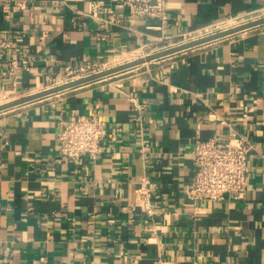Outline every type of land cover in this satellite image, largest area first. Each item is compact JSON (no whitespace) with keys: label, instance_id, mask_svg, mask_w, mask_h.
<instances>
[{"label":"crops","instance_id":"crops-1","mask_svg":"<svg viewBox=\"0 0 264 264\" xmlns=\"http://www.w3.org/2000/svg\"><path fill=\"white\" fill-rule=\"evenodd\" d=\"M16 1L0 0V37L16 45L0 51V103L53 87L68 66L113 68L264 9L166 0L162 27L112 0ZM10 59H28L15 86ZM94 112L101 156H60L61 126ZM238 136L255 146L245 197L192 200L195 142ZM144 177L152 215L136 193ZM0 264H264V24L1 112Z\"/></svg>","mask_w":264,"mask_h":264},{"label":"built area","instance_id":"built-area-1","mask_svg":"<svg viewBox=\"0 0 264 264\" xmlns=\"http://www.w3.org/2000/svg\"><path fill=\"white\" fill-rule=\"evenodd\" d=\"M112 2L126 6L130 19H159L162 27L168 24L166 0H112ZM16 4L21 10L28 6L24 0H18ZM101 23V28H104L108 20H102ZM204 30L208 28L181 34L179 39ZM99 35L104 38L102 33ZM46 37L47 34L44 32L41 39ZM15 50L16 45L13 40L0 37L1 52L12 55ZM27 63L28 59L9 60L7 76L13 86H15L19 65L25 66ZM106 69H109L107 65L95 62H86L79 67L68 66L62 80L53 87ZM7 101L8 99L5 102ZM106 136V124L95 112L90 115L74 116L64 123L58 132V153L71 160H79L83 156L97 159L103 153ZM254 150L255 146L241 136L236 138L215 137L205 141H196L191 158L195 171L189 190L190 198L194 201L207 202L224 200L226 197L232 200L243 199L249 185L248 160ZM136 193L141 199L144 211L152 215L154 211L153 191L148 178H142Z\"/></svg>","mask_w":264,"mask_h":264},{"label":"water","instance_id":"water-1","mask_svg":"<svg viewBox=\"0 0 264 264\" xmlns=\"http://www.w3.org/2000/svg\"><path fill=\"white\" fill-rule=\"evenodd\" d=\"M263 24H264V17L257 19V20L247 22V23H244L242 25H239V26H236V27L224 30V31H220L218 33H214V34L206 36V37L198 38V39H195V40H192V41H189V42H186V43H183V44H180V45H177V46H174V47L162 50V51H159L157 53L146 55L145 57L135 59L133 61L121 64V65L113 67V68L103 70V71L98 72V73L91 74V75L86 76V77H82V78L73 80V81L65 83V84H61V85H58L55 87H51L49 89L40 91L38 93H34V94H30V95H26V96H23L20 98L10 100L8 102L0 104V113L3 111H6V110L12 109L14 107H17V106H20V105H23V104H26V103L47 97V96H50L53 94H57L59 92H62V91L68 90V89L76 88V87H79V86H82V85H85V84H88L91 82H95V81L104 79L106 77H109L113 74L131 69L134 67H138V66L150 63V62L155 61V60H159V59H162L165 57H169V56H172L174 54L192 49L194 47L204 45L206 43H210V42L219 40V39L227 37L229 35H232V34L247 30V29H251V28L263 25Z\"/></svg>","mask_w":264,"mask_h":264},{"label":"rangeland","instance_id":"rangeland-1","mask_svg":"<svg viewBox=\"0 0 264 264\" xmlns=\"http://www.w3.org/2000/svg\"><path fill=\"white\" fill-rule=\"evenodd\" d=\"M262 16L264 17V10L260 11L259 13H256V14L246 16L244 18H237V19H233V20L223 22L221 24H217L211 28H208V30L201 31L199 33H194L191 36H187L186 38H182V39L178 38L176 40L167 41V42H164L160 45H157V46L153 47V48H155V50L149 54L157 53L159 51H162V50H165V49H168V48H171V47H174V46H177V45H180V44H183V43H186V42L198 39V38L206 37V36L212 35L214 33H218L220 31H224V30L236 27L238 25H242V24L250 22L252 20H257V19L263 18ZM149 54H145L144 52H139V53H136L134 55H131L130 58L135 60V59H138L141 57H145L146 55H149ZM8 101H9V99H8Z\"/></svg>","mask_w":264,"mask_h":264}]
</instances>
